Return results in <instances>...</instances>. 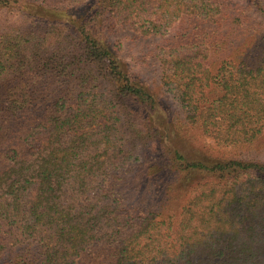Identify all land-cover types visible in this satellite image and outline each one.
<instances>
[{"label": "trees", "instance_id": "16d2710c", "mask_svg": "<svg viewBox=\"0 0 264 264\" xmlns=\"http://www.w3.org/2000/svg\"><path fill=\"white\" fill-rule=\"evenodd\" d=\"M0 264H264V0H0Z\"/></svg>", "mask_w": 264, "mask_h": 264}, {"label": "rangeland", "instance_id": "374dc122", "mask_svg": "<svg viewBox=\"0 0 264 264\" xmlns=\"http://www.w3.org/2000/svg\"><path fill=\"white\" fill-rule=\"evenodd\" d=\"M115 38H117V39H119V38L122 39L123 38V40H125V42H126V37L124 35L115 34ZM132 45H133V43L131 41V43H129V45H128V42H127L125 46H126V48H128V47H131ZM146 68L147 67L145 65L142 66V70L143 71ZM151 71L154 72L153 70H151ZM145 76H146L145 79L148 81V84H149L150 88L154 87L160 93V95L162 97H164L166 95V98L170 99V100L166 99L167 103L172 100V94L168 93V91H167L168 89L166 87L164 88L162 86L161 82L157 79L159 77H157L155 75L157 77L156 78L154 75H151L148 72L145 73ZM160 85H161V88H160ZM206 140H207V142H209L212 145L213 148H218L216 143H215V139L214 138L208 137ZM246 153H248V152H246Z\"/></svg>", "mask_w": 264, "mask_h": 264}]
</instances>
